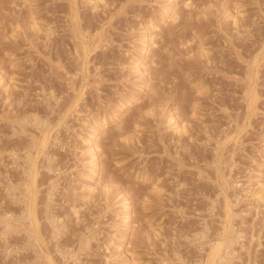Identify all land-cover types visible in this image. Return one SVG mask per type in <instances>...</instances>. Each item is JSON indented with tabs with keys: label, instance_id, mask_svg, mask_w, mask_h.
I'll return each mask as SVG.
<instances>
[{
	"label": "rangeland",
	"instance_id": "rangeland-1",
	"mask_svg": "<svg viewBox=\"0 0 264 264\" xmlns=\"http://www.w3.org/2000/svg\"><path fill=\"white\" fill-rule=\"evenodd\" d=\"M263 185L264 0H0V264H264Z\"/></svg>",
	"mask_w": 264,
	"mask_h": 264
},
{
	"label": "bare ground",
	"instance_id": "bare-ground-1",
	"mask_svg": "<svg viewBox=\"0 0 264 264\" xmlns=\"http://www.w3.org/2000/svg\"><path fill=\"white\" fill-rule=\"evenodd\" d=\"M76 10H77V8H76ZM77 13V12H76ZM173 14V13H172ZM175 14H178V13H175ZM176 16V15H175ZM175 16L173 17L174 18V20H176L175 19ZM176 18H177V16H176ZM173 20V19H172ZM76 22V21H75ZM154 37V36H153ZM150 38V37H149ZM149 41V40H148ZM151 41H154V40H151ZM154 43H155V41H154ZM153 43V44H154ZM154 45H156V44H154ZM147 47V46H146ZM145 48V47H144ZM141 50H143V49H141ZM146 53V52H145ZM143 64V63H142ZM256 64V63H255ZM138 66L140 67L141 65L140 64H138ZM256 67V66H255ZM257 67H258V65H257ZM142 68V67H141ZM140 68V69H141ZM139 69V68H138ZM259 70V69H258ZM144 71V70H143ZM254 71V70H253ZM256 71H257V68H256ZM258 73V72H257ZM255 75V74H254ZM256 78H257V76H256ZM254 82H255V80H254ZM257 84V83H256ZM255 84V85H256ZM253 85V84H252ZM255 89H256V87H255ZM251 90H252V88H251ZM256 91V90H255ZM250 92V91H249ZM252 93V92H251ZM253 94V93H252ZM257 94V93H256ZM254 95V94H253ZM252 95V96H253ZM253 99V98H252ZM251 99V100H252ZM259 99V98H258ZM250 103H251V101H250ZM125 105V103H122L121 104V108L123 107ZM251 106V105H250ZM120 112V111H119ZM176 124V123H175ZM174 124V125H175ZM177 128H178V126H177ZM44 129H46V128H44ZM182 129V128H181ZM179 130V129H178ZM49 133V132H48ZM48 135V134H47ZM48 137V140H49V136H47ZM42 140V139H41ZM39 143V142H38ZM37 146H39V144L37 145ZM41 146H42V144H41ZM44 146H45V144H44ZM42 148V147H41ZM96 154V153H95ZM34 166V165H33ZM34 168V167H33ZM36 175H37V173H36ZM30 178H31V176H30ZM32 180V179H31ZM34 180H35V178H34ZM224 180H225V178H224ZM32 182V181H31ZM223 182V181H222ZM226 182V181H225ZM224 183V182H223ZM37 184V183H36ZM262 187V186H261ZM33 190H34V188H33ZM33 190H31V191H33ZM90 190V189H89ZM31 193V192H30ZM258 194V197L261 199V200H263L264 201V185H263V188H261L260 189V191H259V193H257ZM86 195V194H85ZM89 195V194H88ZM87 195V196H88ZM92 195V194H91ZM29 197V196H28ZM30 198V197H29ZM258 198V199H259ZM31 199V198H30ZM29 201V200H28ZM30 202V201H29ZM32 202V201H31ZM29 206V205H28ZM31 210V209H30ZM30 210H29V213L30 214H32L31 212H30ZM35 211V210H34ZM28 213V212H27ZM29 215V214H28ZM32 217V216H31ZM31 220V219H30ZM33 220V219H32ZM37 220H39V219H37ZM31 224V223H30ZM36 224V223H35ZM32 225V224H31ZM32 228H33V226H32ZM38 230V229H37ZM34 232V231H33ZM40 232V231H39ZM30 234H32L31 232H30ZM35 234V233H34ZM41 235V234H40ZM33 237V236H32ZM43 239V238H42ZM42 244V243H41ZM220 249V248H219ZM213 255H215V257H216V255H217V257H218V250L215 252V254H213ZM49 256V255H48ZM213 257L214 256H212V258L210 259V260H212L213 259ZM52 260V259H51ZM219 260V259H218ZM46 261H47V259H46ZM48 262V261H47Z\"/></svg>",
	"mask_w": 264,
	"mask_h": 264
}]
</instances>
